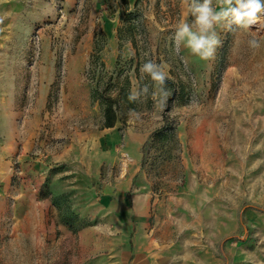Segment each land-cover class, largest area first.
<instances>
[{"label": "rangeland", "instance_id": "1", "mask_svg": "<svg viewBox=\"0 0 264 264\" xmlns=\"http://www.w3.org/2000/svg\"><path fill=\"white\" fill-rule=\"evenodd\" d=\"M180 20L183 0H0V264H264V43L218 27L202 60ZM120 72L149 94L103 127L92 89Z\"/></svg>", "mask_w": 264, "mask_h": 264}, {"label": "clouds", "instance_id": "2", "mask_svg": "<svg viewBox=\"0 0 264 264\" xmlns=\"http://www.w3.org/2000/svg\"><path fill=\"white\" fill-rule=\"evenodd\" d=\"M183 3L193 20L191 23L180 20L176 24L172 39L177 50L183 45L192 55L212 60L222 44L218 27L230 32L243 30L251 33L248 46L253 50H258L264 43V34H261L264 33V0H183ZM253 27L256 31H252ZM167 68L165 63L158 64L152 60L140 67L141 75H147L153 82L151 99L154 107H159L161 111L172 95L166 87V81L170 79ZM148 94L149 86L144 85L131 93L129 100L147 98Z\"/></svg>", "mask_w": 264, "mask_h": 264}, {"label": "trees", "instance_id": "3", "mask_svg": "<svg viewBox=\"0 0 264 264\" xmlns=\"http://www.w3.org/2000/svg\"><path fill=\"white\" fill-rule=\"evenodd\" d=\"M99 66L103 67L104 62H101ZM112 76L106 78L104 75H99L92 89V98L99 101L103 108V127H113L118 121H124L123 111L131 109V104L134 102L129 100V79L125 77L124 82H121L123 72L118 73V78L114 82ZM93 78L96 77L93 76Z\"/></svg>", "mask_w": 264, "mask_h": 264}]
</instances>
